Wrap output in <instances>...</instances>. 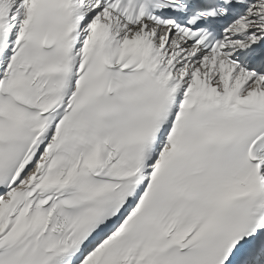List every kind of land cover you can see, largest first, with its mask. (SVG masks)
Here are the masks:
<instances>
[{
    "label": "snow or ice",
    "instance_id": "snow-or-ice-1",
    "mask_svg": "<svg viewBox=\"0 0 264 264\" xmlns=\"http://www.w3.org/2000/svg\"><path fill=\"white\" fill-rule=\"evenodd\" d=\"M0 264H264V0H0Z\"/></svg>",
    "mask_w": 264,
    "mask_h": 264
}]
</instances>
